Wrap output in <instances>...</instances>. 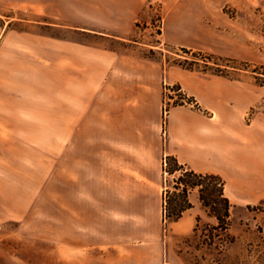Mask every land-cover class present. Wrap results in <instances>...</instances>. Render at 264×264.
<instances>
[{
    "label": "crops",
    "instance_id": "1",
    "mask_svg": "<svg viewBox=\"0 0 264 264\" xmlns=\"http://www.w3.org/2000/svg\"><path fill=\"white\" fill-rule=\"evenodd\" d=\"M217 1L163 2L162 43L264 67V15L249 14L263 2ZM138 2L0 0L1 9L30 14L18 20L30 29L0 28V221L24 208L25 183L40 174L42 151L55 161L63 120L65 213L80 217L76 264H156L132 249L122 254L118 235L147 229L144 205L132 208L129 200L147 197L145 183L160 181L168 156L186 171L221 176L239 201L264 202V86L168 67L145 55L160 49L147 42L111 49L134 35ZM238 4L240 18H228L223 9ZM168 86L195 106L170 109L164 139ZM115 183L125 201H115ZM68 184L79 190L70 193ZM189 200L193 207L174 222L182 231L196 220L198 189Z\"/></svg>",
    "mask_w": 264,
    "mask_h": 264
},
{
    "label": "rangeland",
    "instance_id": "2",
    "mask_svg": "<svg viewBox=\"0 0 264 264\" xmlns=\"http://www.w3.org/2000/svg\"><path fill=\"white\" fill-rule=\"evenodd\" d=\"M163 2H209V0H142L138 3L141 4L143 12L133 26L134 35L130 36L127 41L112 43L109 47L114 50H124L134 46L133 42L151 43L160 49L157 52L146 51L145 55L152 59L163 60L168 67L186 59L189 61L194 59L192 55L183 53L182 48L162 43L160 34L164 16ZM217 2H241V0H218ZM248 2H254V4L263 2L264 4V0H248ZM228 6L223 9L226 16L239 19L241 12L239 4L234 7ZM257 13L264 15V8H260L257 12L253 7V11H249V14ZM29 15L27 12L0 8V28L30 29L25 23L18 21ZM44 27L42 26V29H45ZM52 30L57 31V36H60L59 28H51L48 31L53 34ZM196 53L210 54L208 51L200 50H196ZM214 56L215 58L210 60V67L207 71L209 74L215 70H222L224 76L230 79H253L258 83V79L263 78L262 83L264 84L262 66ZM198 59L201 60L196 69L203 72L205 70V63L202 61L204 58L199 57ZM227 59L232 62H228ZM218 67L220 69H217ZM168 90L180 92L170 95ZM167 99L172 100L167 101ZM175 102L195 106V102L184 95L180 87H166L162 130L164 139L166 137V116ZM260 110L264 111V99L260 104ZM61 122L63 123V120H58L55 161L52 156L49 160L48 152L42 151L40 174L31 177L33 179L26 180L25 183L24 208L19 207L17 214L3 217V221H0V264H76V252L80 253V251L72 245L74 246L80 238V217L70 214L68 216L65 213V136L59 133L63 130ZM41 137L43 141L44 136ZM45 138L48 141V136ZM164 168L173 170L176 166L168 163L164 165ZM181 175L180 171L170 174L163 169L159 182L145 183V186L152 189L146 193V198L129 200L132 208H136L140 202L144 205L146 212L144 220L147 229L120 231L118 235L121 240L120 252L127 255L131 254L128 250L132 249L134 250L132 254L136 259L142 254H148L156 264H264V202L263 206L257 209L256 207L262 203L249 205L239 201L234 197L230 187H227L226 195L234 205L231 212V226L226 233H222L221 240L216 238L214 246L209 243L211 244L210 237L213 234L212 227L217 224L214 218L209 217L202 204L197 206L196 220L187 230H179L174 222L164 221V205L163 209L161 206L164 197H170L169 202L172 203V207L182 202L181 197H176L181 192V189L176 190V182ZM76 176L78 175L74 174L72 177L76 178ZM68 187L71 193L79 190L80 184H68ZM120 187L121 184H116L115 195L119 196L115 199L116 202L125 201L120 198L123 193ZM73 201L74 199H69V206ZM248 206L255 208L249 210ZM15 209L12 208V210ZM190 215H194V212L187 213L186 217ZM139 219H141L139 215H133V221ZM116 220L121 224L123 218L117 216Z\"/></svg>",
    "mask_w": 264,
    "mask_h": 264
},
{
    "label": "trees",
    "instance_id": "3",
    "mask_svg": "<svg viewBox=\"0 0 264 264\" xmlns=\"http://www.w3.org/2000/svg\"><path fill=\"white\" fill-rule=\"evenodd\" d=\"M181 51L187 55H192L194 59L189 61L188 59L183 62L174 63V66H179L187 70L194 71L196 66L199 65L198 59L199 57L204 58L202 60L205 63L204 73H208V68L210 67V60L215 58L214 55L211 54H202L196 53L191 50H187L182 48ZM228 62H232V60L227 59ZM264 70V67H261ZM217 69H220L219 67ZM214 75L224 76L222 70H215L212 72ZM264 75V74H262ZM263 78L258 79V84L264 86L262 83ZM182 104L175 102L171 107H176ZM166 165L168 163H173L176 166V169L167 170L164 168L165 172H169L170 174H174L178 171L182 172V175L179 177L176 182V190H180V195L176 197H181V204H177L176 207H172V203L169 202L170 197H164V221L177 222L179 221L184 213L191 209L193 206L189 200V193L194 189H199L200 194V202L209 217L214 218L216 221V226L212 227L213 234L210 237L209 245L214 246L216 244V238L222 239V233H226L231 226V212L234 207L229 197L226 195V181L219 175L215 174H198L192 171H186L183 166H181L178 160L173 156L166 157ZM193 180V181H192ZM174 196V197H175ZM263 206V203L256 207L260 209ZM255 207L248 206V209H254ZM216 233V234H215Z\"/></svg>",
    "mask_w": 264,
    "mask_h": 264
},
{
    "label": "built area",
    "instance_id": "4",
    "mask_svg": "<svg viewBox=\"0 0 264 264\" xmlns=\"http://www.w3.org/2000/svg\"><path fill=\"white\" fill-rule=\"evenodd\" d=\"M168 92H169V94L170 95H175L176 93H179V92H170V90H168ZM176 98V97H175ZM172 99H167V101H171ZM174 100V99H173ZM183 101H185V100H183ZM166 105H167V103H166Z\"/></svg>",
    "mask_w": 264,
    "mask_h": 264
}]
</instances>
